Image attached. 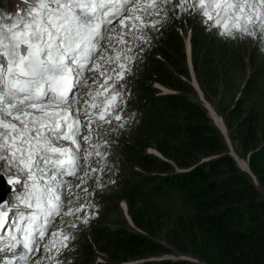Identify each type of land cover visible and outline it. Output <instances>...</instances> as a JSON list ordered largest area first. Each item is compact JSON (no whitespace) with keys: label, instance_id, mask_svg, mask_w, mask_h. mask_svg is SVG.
Listing matches in <instances>:
<instances>
[{"label":"snow or ice","instance_id":"1","mask_svg":"<svg viewBox=\"0 0 264 264\" xmlns=\"http://www.w3.org/2000/svg\"><path fill=\"white\" fill-rule=\"evenodd\" d=\"M181 19L264 51V0H20L0 17V264H74L138 123L128 78Z\"/></svg>","mask_w":264,"mask_h":264},{"label":"rangeland","instance_id":"2","mask_svg":"<svg viewBox=\"0 0 264 264\" xmlns=\"http://www.w3.org/2000/svg\"><path fill=\"white\" fill-rule=\"evenodd\" d=\"M19 3L20 0H0V17L15 13ZM188 23L191 25V20ZM184 30L182 19L167 26L128 78L133 96L128 111H135L138 123L122 133L113 146L117 171L111 178L117 184L110 191L98 194L99 215L75 242L74 264H162L165 261L212 264L204 258L199 241L176 230L195 214L192 199L182 192L185 187L181 183L163 178L187 173L218 156L228 155L264 199V188L257 176L258 172H264V51L239 39L233 41L214 35L197 23L192 26L194 34L188 35L187 56L185 40L180 34ZM153 83L169 90L166 93L185 96L202 113H189L187 106L167 109L168 101H161L166 97L154 96L162 87ZM154 97L158 103L153 108L150 102ZM237 102L240 105L235 110L233 106ZM158 104L164 108L162 114L156 113ZM250 113L257 119L253 125L255 134L247 142L249 146L243 147L239 135L244 122H249ZM156 114L153 122H147ZM213 114L220 117L217 121L221 124L213 120ZM189 123L213 127L223 147L212 154L195 151L188 154L183 147L184 151L177 155L172 147L178 150L179 145L187 146L189 140L183 129ZM181 155L190 158V162L179 167L175 159L177 156L182 159ZM144 172L152 174L141 176ZM226 174L222 172L215 179ZM140 238L147 242H141ZM151 244L164 249L156 252L145 246ZM244 264L248 263L244 261ZM254 264H264V249L258 250Z\"/></svg>","mask_w":264,"mask_h":264},{"label":"trees","instance_id":"3","mask_svg":"<svg viewBox=\"0 0 264 264\" xmlns=\"http://www.w3.org/2000/svg\"><path fill=\"white\" fill-rule=\"evenodd\" d=\"M175 45L179 49L180 44L178 47L177 38L175 39ZM176 84L182 87L180 81H177ZM166 98L161 101L163 103L168 101V104L165 103L167 109L169 107L173 109L187 106L189 113H202L199 106L187 102L185 96L172 95ZM151 103L154 108L158 101L152 98ZM239 105V102H237L233 108L237 110ZM158 108L160 110L157 109L156 113L162 114L164 108H160L159 104ZM157 114L156 116L153 115V118L148 119L147 122H153ZM247 120L249 122H244L245 127L239 135L243 147L249 146L250 143L247 142L255 134L253 125L257 123L256 116L251 113ZM245 123L247 124L245 125ZM183 134L188 138L189 143H187V146L185 145L186 147L184 145L177 146L178 150L173 146L172 151L175 153L177 151V155L179 151H184V148H186L185 151L188 154L193 151L212 154L217 153L223 147L214 128L208 124L199 126L191 123L186 124ZM262 150L264 151V146ZM182 157L181 159L177 156L175 159L179 167L190 160L186 155ZM222 172L228 173L227 176L215 179ZM257 176L264 188V172H258ZM163 179L164 181L181 183L186 188L182 192L185 191L187 197L192 199L195 214L190 216L185 224L183 222L177 226L176 230L187 233V236L194 238V241H199L200 246L203 248L204 258L210 259L212 264H244V261L248 264H254L258 258V250L264 249V199L254 188L248 176L242 174L235 167L234 162L228 155L211 159L192 168L187 173L171 176L170 179ZM199 234L205 237L201 239ZM197 235L199 237L195 239ZM141 238V242H147L146 239ZM145 246L156 252L159 249H164L156 244ZM162 264L184 263L165 261Z\"/></svg>","mask_w":264,"mask_h":264},{"label":"water","instance_id":"4","mask_svg":"<svg viewBox=\"0 0 264 264\" xmlns=\"http://www.w3.org/2000/svg\"><path fill=\"white\" fill-rule=\"evenodd\" d=\"M8 192H9V189L7 185L3 184V182L0 181V199H5Z\"/></svg>","mask_w":264,"mask_h":264},{"label":"bare ground","instance_id":"5","mask_svg":"<svg viewBox=\"0 0 264 264\" xmlns=\"http://www.w3.org/2000/svg\"><path fill=\"white\" fill-rule=\"evenodd\" d=\"M156 86H158V85H156ZM161 89H163V88H161ZM197 102V101H196ZM200 102V101H199ZM204 102V101H203ZM212 118H213V120L215 121V122H218L217 120H220V117H218L216 114H213L212 115ZM244 165V164H243Z\"/></svg>","mask_w":264,"mask_h":264}]
</instances>
